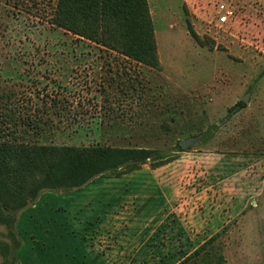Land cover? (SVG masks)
<instances>
[{
	"label": "rangeland",
	"instance_id": "rangeland-1",
	"mask_svg": "<svg viewBox=\"0 0 264 264\" xmlns=\"http://www.w3.org/2000/svg\"><path fill=\"white\" fill-rule=\"evenodd\" d=\"M56 1L0 0L4 141L159 150L149 165L189 149L257 154L263 184L245 207L230 203L231 213L240 214L227 224L215 218L214 231L221 228L211 240L202 219L172 216L225 211L222 186H205V174L193 184L187 177L181 202H168L169 214L160 219L159 193L148 176L97 177L78 190H46L36 215L17 221L21 264L35 257L38 264H75L84 260L76 246L91 264H177L208 241L185 264H264V0H228L237 21L225 26L215 17L218 0L201 2V10L195 1L148 0L159 67L57 26ZM193 137L196 143L178 147ZM11 242L1 224L0 264L11 263L3 250Z\"/></svg>",
	"mask_w": 264,
	"mask_h": 264
},
{
	"label": "trees",
	"instance_id": "trees-1",
	"mask_svg": "<svg viewBox=\"0 0 264 264\" xmlns=\"http://www.w3.org/2000/svg\"><path fill=\"white\" fill-rule=\"evenodd\" d=\"M52 20L139 62L160 66L148 0H57ZM244 104L240 101L237 106ZM178 147L182 149L180 143ZM155 157H161L159 150L144 147L27 145L0 137V225L6 226L12 241L3 245L11 260L6 263L18 264V215L43 192L78 190L97 177H120ZM175 158L151 164L159 166ZM208 242L190 257L200 255ZM190 257L177 264L187 263Z\"/></svg>",
	"mask_w": 264,
	"mask_h": 264
},
{
	"label": "crops",
	"instance_id": "crops-1",
	"mask_svg": "<svg viewBox=\"0 0 264 264\" xmlns=\"http://www.w3.org/2000/svg\"><path fill=\"white\" fill-rule=\"evenodd\" d=\"M185 1V0H184ZM187 2L195 1L197 3V7L199 10L201 8L199 5H201V2H204L205 0H186ZM194 2V3H195ZM151 6V3H149ZM237 21V19H236ZM256 159H258V163H256ZM261 157L257 154H232L227 152H219V153H200V152H194L191 149L180 152L177 157L169 162H166L164 164H161L159 166H152L148 163L143 164L139 169H136L132 172L123 174L120 177H108L107 179H121L124 180V178H130L131 176H142V177H149L152 179V184L159 193V201L161 202V207L157 212H159V216L157 215V219L165 217V213L167 212V204L168 202L174 201L177 203L181 202V192L180 189L182 185H184L185 180H187V177H190V181L195 182V180H200V178H196L198 174H205L206 177V183L205 186H209V184H214L216 181L219 183V186L221 185L222 188L220 189V192L223 194L221 198L219 199V202L221 204L225 203L226 209L224 212H219L214 215V211L212 209L203 210V211H195L189 210L188 213H182L179 211H176L173 217L177 216V219L182 222V220H185V218L191 219L200 218V224L202 227L205 228V231H207L209 236L205 239L208 240L211 237H213L214 234L218 233L219 229L227 224L231 218H235L240 214V212L231 213L229 205L230 203H236L238 207H245L247 202H250L252 200V196L255 192H258L261 188V185L263 184L262 180V161ZM260 162V163H259ZM253 165H259L257 167L258 171L254 175H247V170L250 169ZM98 180L97 178L95 179ZM94 180V181H95ZM93 182V181H92ZM146 182V183H145ZM149 180H144V188L150 187ZM249 185V186H247ZM86 186V185H85ZM231 186H234L231 188ZM84 187V186H83ZM249 187V188H248ZM172 198L169 195H172ZM42 201V197L31 204V208L29 206L22 210L20 214L18 215V220L20 221L21 217L24 214H28L29 212L37 211V207L39 203ZM200 212V213H199ZM169 212H167L168 216ZM36 215V214H35ZM170 216V215H169ZM215 218L217 221L221 222V227L218 228L216 231H214V224H215ZM151 219V218H150ZM226 220V222H224ZM71 223V222H70ZM174 223H176V220H174ZM70 233L74 232L69 231ZM77 233L75 232L74 235ZM79 239H76V242ZM31 244L35 245L33 242ZM39 243L36 242V245ZM76 245H83L82 243H77ZM202 245V244H201ZM80 249L82 250V253H84V260L88 263L87 257L85 254V248H81L78 246L73 248V252H80ZM75 254L74 257H78L79 255ZM18 259V254H17ZM77 259V260H76ZM74 261L75 264H86L82 263L81 257L76 258ZM18 264H21V262L17 261ZM38 260L36 257L32 259V264H38ZM47 264H52V262H49ZM88 264H91L90 261Z\"/></svg>",
	"mask_w": 264,
	"mask_h": 264
},
{
	"label": "built area",
	"instance_id": "built-area-1",
	"mask_svg": "<svg viewBox=\"0 0 264 264\" xmlns=\"http://www.w3.org/2000/svg\"><path fill=\"white\" fill-rule=\"evenodd\" d=\"M216 20L220 25H228L237 19V8L228 0H218L216 3Z\"/></svg>",
	"mask_w": 264,
	"mask_h": 264
},
{
	"label": "water",
	"instance_id": "water-1",
	"mask_svg": "<svg viewBox=\"0 0 264 264\" xmlns=\"http://www.w3.org/2000/svg\"><path fill=\"white\" fill-rule=\"evenodd\" d=\"M243 100L245 102H248L249 101V94L245 95L243 97ZM198 141L197 138L193 137V138H187V139H183V140H180V145L182 148L186 149L189 145L191 144H194Z\"/></svg>",
	"mask_w": 264,
	"mask_h": 264
}]
</instances>
